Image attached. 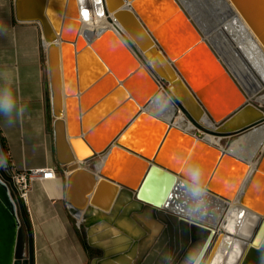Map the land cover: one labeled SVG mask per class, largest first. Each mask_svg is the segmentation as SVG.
Segmentation results:
<instances>
[{"label": "water", "instance_id": "obj_1", "mask_svg": "<svg viewBox=\"0 0 264 264\" xmlns=\"http://www.w3.org/2000/svg\"><path fill=\"white\" fill-rule=\"evenodd\" d=\"M139 1L103 0L109 14L108 20L158 82L163 83V88L194 130L211 133L219 139L227 138V146L237 134L264 122V107L252 100H243L236 90L231 96L228 93L225 95L227 104H223L217 116L208 115L209 110L197 88L156 35L155 24H166L170 17L159 16L155 12L150 14L152 11L149 7L145 10L139 8ZM228 1L264 48V0ZM12 2L14 18L19 22L37 23L45 43L54 158L56 164L65 171L64 201L67 209L83 227L86 244L99 251L90 258L89 264H164L162 257L165 253L173 256V264H181L196 245L203 247V264H208L215 252H222L225 256L230 244L238 239L237 234H230L233 238L225 236L224 231L215 225L198 220L190 222L169 208L171 202L179 198L178 181L184 178L187 170H178V165L156 158L169 138L174 141L179 139L184 148L189 149L191 162L202 165L204 177H207L204 179L207 192L216 194L225 204L236 197L238 203L232 206V210L238 217L237 226L248 212L255 213L250 234L239 241L241 251L235 264H260L261 255L264 254V188L260 189L264 183V151L251 168L246 159L207 142L204 136L199 137L195 132L161 118H153L146 108L152 87L148 85L140 94L138 89L131 94L124 87L130 80L136 84L141 69L125 47L121 49L123 55L118 59L122 67L120 71L117 70L119 77L125 74L124 78H117L103 65L106 71L88 87L84 88L80 78L77 84L70 85L65 74L64 45L70 43L76 51V76L79 77L83 68L81 53L96 46L102 34L109 30L100 27L90 33L79 31L74 0ZM186 31L193 33L196 39L200 38L189 22L177 29L175 34H184ZM112 41L116 45V39ZM118 46L111 47L115 51L118 48L120 50V44ZM99 51L106 57L104 52ZM108 62L113 69L118 64L109 59ZM108 86H112L110 90L89 107L86 106L85 100L91 90L97 89L98 95ZM228 87L231 88L230 83ZM117 90H123L125 98L113 110L121 105L126 106V102L130 104L122 108L117 119L102 135H98L94 133L95 128L106 120L108 114L93 125H90L88 115L104 101H110L109 105H112L111 94ZM71 98H76L75 108H72ZM140 117L153 124L158 131L159 138L152 156L133 152L121 143L124 134ZM206 119L215 122L214 128L203 124ZM74 141L81 142L79 150ZM0 150L6 155L1 136ZM114 150L123 152L130 161L127 170L121 169L112 175V168L107 167V164ZM104 152H107L105 170L86 164ZM231 165H235V170L230 182L225 192H218V184L213 176L218 174L217 170ZM9 169L8 163L6 167H0V264H32L30 225L15 187L9 182ZM256 193H261L262 198L256 200ZM146 214L161 226L159 231L154 233L149 230L144 221ZM122 222L128 224L131 231ZM116 237L124 238L125 243L129 242L128 246L110 251L114 245L113 238Z\"/></svg>", "mask_w": 264, "mask_h": 264}, {"label": "bare ground", "instance_id": "obj_2", "mask_svg": "<svg viewBox=\"0 0 264 264\" xmlns=\"http://www.w3.org/2000/svg\"><path fill=\"white\" fill-rule=\"evenodd\" d=\"M82 1L74 0L79 31H88L90 33L91 31H96L98 27L109 30L106 33L111 38L108 46H105L107 48L104 50L112 48V45L117 48L120 44V50L118 48L113 51L117 54L118 59L123 55L122 50L125 47L138 61V66L141 68L135 84L139 90L138 93H142L148 85L152 87L150 99L157 92L163 91L167 93L162 84L158 82L138 55L130 48L113 23L108 20L107 16L91 19L85 15L86 11L84 10V18H82L80 13ZM138 5L143 10L149 7L152 11L150 14L155 12L156 15L170 17L166 24L161 25V22L157 23V25L155 24L156 35L160 42L170 50L173 60L177 61L181 71L189 77L197 88L209 110L207 112L208 115L217 116L222 111L223 104H227L226 99L228 98L225 95L228 93L231 96L230 94L233 93V90H236L243 97V100H252L256 103L264 104V93H262L264 91V48L261 47L228 0H140ZM187 21L193 26L200 38L196 39L193 33L189 31L184 34H175L177 29L188 23ZM113 33L115 38H113ZM112 39H116V45H114L115 43H113ZM63 51L69 65L67 66L69 84H77L79 78L83 81L84 69L80 70L79 77L76 76L75 49L68 43L64 45ZM90 52L97 67H101V70L103 65L109 68L97 51L90 48ZM82 54L80 60L82 66L84 64L86 68L92 62L87 57L83 59ZM103 71L105 72L106 70ZM147 77L151 81H148L149 78ZM97 79H94L93 82ZM229 83L231 88L228 87ZM212 85L214 86L212 87ZM150 99L146 104L148 110ZM76 102V98L70 99L72 108H75ZM161 119L183 129H192L193 127L186 117L183 116L182 111L174 101L170 111ZM203 124L209 128H214L215 126V122L212 119H206ZM203 135L204 139L209 143L212 142L213 144L219 141V137L211 133L203 132ZM74 144L78 150L82 146L81 142L74 141ZM78 145H81L80 148H78ZM221 147L232 151L240 158L246 159L252 168L255 165L254 156L256 152L264 149V122L237 134L228 142L227 146ZM100 155L101 158L95 165L97 168L105 170L107 152ZM207 198L213 200L215 204L211 207V214L202 223L215 225L219 230L224 231L223 234L225 236H231L232 238L234 236L230 234H237L238 236V239L236 238L230 244L225 256L224 253L217 251L208 264H235L241 251L239 241L250 234L255 220V213L248 212L241 219L239 226H237L238 217L232 210V206L238 203L236 197H233L226 204L216 195L209 192ZM169 208L176 211L177 205L170 204ZM144 221L151 232L155 233L161 228L147 214L144 215ZM122 224L131 231L128 224L124 222ZM94 238H97L95 233ZM113 240L114 245L110 251L121 250L123 247L128 246L129 243H125L124 238L119 237L113 238ZM105 249L107 250L108 248ZM181 264H185V262Z\"/></svg>", "mask_w": 264, "mask_h": 264}, {"label": "crops", "instance_id": "obj_3", "mask_svg": "<svg viewBox=\"0 0 264 264\" xmlns=\"http://www.w3.org/2000/svg\"><path fill=\"white\" fill-rule=\"evenodd\" d=\"M44 59L38 24L17 21L12 0H0V84L7 75L18 104L26 106L24 116L11 124L0 115L7 163L14 169L57 168L54 178L32 181L23 201L30 225L32 264H89L94 248L86 244L81 225L77 226L67 209L65 171L54 158Z\"/></svg>", "mask_w": 264, "mask_h": 264}, {"label": "rangeland", "instance_id": "obj_4", "mask_svg": "<svg viewBox=\"0 0 264 264\" xmlns=\"http://www.w3.org/2000/svg\"><path fill=\"white\" fill-rule=\"evenodd\" d=\"M111 36L108 33L102 34V36L99 38V40L96 42V46H92V48L99 53L101 58L105 61V63L109 66V69L113 74L116 75L117 78H124L125 74L122 75L121 77L118 76L117 70L120 71L122 67V63L118 60L117 54L113 52L114 50L112 48H109L107 50H104L105 46H108V42L110 40ZM104 43V44H103ZM101 52H104L106 57L102 56L99 50H102ZM83 59H89L92 63L88 64V66H84V78H83V85L84 88L88 87L94 79L99 78L103 73V69L101 70V67H97L95 60L93 59V56L90 52V50H86L82 54ZM108 59L112 61V63L117 62V66L115 69H113L108 62ZM187 59V58H186ZM45 62V67H46V60L44 59ZM88 62V60H86ZM87 64V63H86ZM67 64L66 58L64 61V67H65V74L68 77V72H67ZM160 83L163 86V83L160 81ZM106 85V84H105ZM214 85H212L213 87ZM112 86H108L105 89L101 91L97 95L96 90H91L86 97V102H87V107H89L93 102L98 100L100 97L103 96L105 92L111 89ZM125 89L128 90L131 94L132 91L136 90L137 92V87L135 86V83L133 80H130L127 85H124ZM264 93V91H262ZM261 93V94H262ZM124 92L123 90H117L113 94H111V102L112 105L110 104V101H104L101 103L97 108L93 109L90 114L88 115L90 125L96 124L104 115H107L106 120L100 122L96 128L94 133H98V135H102L103 132L105 131L106 128L109 127L114 121L117 119V116L120 114L122 108L126 107L127 105L130 104V102H126V106H120V108L115 109L118 107L122 101L124 100ZM255 102V101H254ZM262 107H264V104L259 103ZM109 105V106H108ZM120 109V110H119ZM113 110L112 113H110ZM110 113V114H109ZM184 116V114H183ZM192 132H195V134L199 137L204 136L203 132L196 131L193 128L189 129ZM158 131L156 130V127L148 122L145 118L140 117L136 122H134L131 126V128L124 134L123 139L121 140V143H123L125 146L129 148V150L133 152H140L149 156H152L153 153L156 150L157 146V139H158ZM227 138H221L219 139L218 143H213L221 146H225ZM212 143V142H211ZM246 147V146H245ZM189 149H185L184 146L180 143V140L174 141L171 140L170 138L165 141L163 146L161 147L160 151L158 152L156 158L158 160H165L166 163L169 164H175L176 166L178 165V170L180 169H185L188 168L192 164V160L190 159V151ZM264 151V149H261L256 152L254 156V162L256 163L258 159L260 158V155ZM101 158V155L98 154L94 158H91L86 162V164L94 168L95 163ZM129 161L130 159L128 156H126L123 152L119 150H114L111 159L109 160L107 167L111 166L112 168V175L118 173L121 169L127 170L129 167ZM174 162V163H172ZM235 170V165H231L228 168H222L221 170H217L218 174H215L213 176V179H216V183L218 184V192H225V189L227 188L229 182H230V177L233 175V172ZM206 180L207 177H204ZM264 188V183L261 184L260 189ZM212 194V193H211ZM216 195V194H213ZM256 200H259L262 198L261 193H256L255 197ZM182 196L181 193L179 194V198L175 200L174 202H171L172 205H178L181 202ZM246 199H249L248 197ZM248 201V200H247ZM215 204L213 200L210 198H207V208L206 211L204 212L203 215L200 216L198 221L200 222H205V219L211 214V207ZM256 210V209H255ZM204 220V221H203ZM82 229V234L84 235L83 227L81 226ZM98 251L95 249L90 250V256H93L97 254Z\"/></svg>", "mask_w": 264, "mask_h": 264}, {"label": "clouds", "instance_id": "obj_5", "mask_svg": "<svg viewBox=\"0 0 264 264\" xmlns=\"http://www.w3.org/2000/svg\"><path fill=\"white\" fill-rule=\"evenodd\" d=\"M172 97L163 91L155 93L149 104V113L153 118L164 117L172 107ZM26 112V106L18 104L13 93L10 79L3 76L0 84V115L6 118L9 124L15 119L22 118ZM7 166V156L0 150V167ZM178 189L181 193V202L176 211L190 222H196L207 208V188L204 181L202 165L199 162L192 163L186 170L184 178L178 181ZM204 249L200 245L194 246L185 258V264H203ZM164 264H173V256L165 253L162 257ZM260 264H264V254L261 255Z\"/></svg>", "mask_w": 264, "mask_h": 264}, {"label": "built area", "instance_id": "obj_6", "mask_svg": "<svg viewBox=\"0 0 264 264\" xmlns=\"http://www.w3.org/2000/svg\"><path fill=\"white\" fill-rule=\"evenodd\" d=\"M80 13L82 18H84L83 11L85 10V15L89 16L91 19L108 17L106 12V7L103 0H83L80 4ZM99 28V27H98ZM42 46L45 49V43L42 39ZM259 104V103H257ZM260 105V104H259ZM9 182L15 187L18 200L20 205L26 198L27 192L30 188V184L34 180H42L48 178H54L57 174L56 166L45 167V168H22L14 169L10 167ZM77 226L80 227L79 223L76 222Z\"/></svg>", "mask_w": 264, "mask_h": 264}, {"label": "trees", "instance_id": "obj_7", "mask_svg": "<svg viewBox=\"0 0 264 264\" xmlns=\"http://www.w3.org/2000/svg\"><path fill=\"white\" fill-rule=\"evenodd\" d=\"M2 145H3L4 151L7 152L5 141H4L3 138H2ZM7 159H8V157H7ZM21 208H22V211L24 212V214L27 217V211H26V208H25V206L23 204H21Z\"/></svg>", "mask_w": 264, "mask_h": 264}]
</instances>
